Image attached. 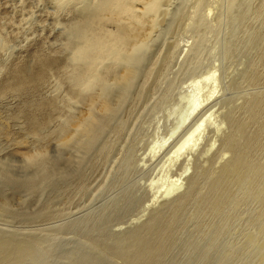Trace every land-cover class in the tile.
<instances>
[{"label":"rangeland","instance_id":"1","mask_svg":"<svg viewBox=\"0 0 264 264\" xmlns=\"http://www.w3.org/2000/svg\"><path fill=\"white\" fill-rule=\"evenodd\" d=\"M227 3L228 0H210L208 8L211 7L212 11L209 9L207 16L209 30L204 34L205 37L203 35V49L197 61H194L190 55V48L193 46L194 39L189 29L172 31L173 34L172 32L169 33L163 39V43H159L153 49L150 59L145 65L146 68L144 66L145 70H142L141 77L135 85L136 90L133 89L129 94L130 96L123 104L116 120L107 126L103 137L86 157L85 153L83 154L76 149L58 150L53 147L54 144L68 139L67 137L70 136L75 122L86 116L90 108L88 100L81 101L73 95L71 86L66 79L68 69L65 62L69 56L68 50L70 54V49L66 48L64 51L65 33L69 32V26L77 21L78 13L70 10V8L60 7L57 0H0V164L8 165L7 167L12 170L13 177L21 181L30 176V172L23 167L24 162L32 156L43 155L48 157L56 165V170L61 171L65 179L68 180L62 186L59 182L61 176H59L60 178L57 177L56 183L57 181L58 183L53 190L44 193L39 198L40 200L29 201L25 204L21 203L20 199L25 197V190L13 191L9 186H3L2 189L4 190L0 192V201L2 200L0 205L7 198L8 206H6L13 213V215L9 213L0 215L1 230L34 234L45 238L48 242V244L46 243L48 255L46 251L43 252L45 258L43 257L40 264H73L71 262L74 259L73 254L81 246L82 249L84 247L83 250L87 249L97 257L101 255L100 259L105 263L123 264L119 258L104 253L101 244L113 239L115 235L124 234L127 230L143 224L150 213L162 207L163 203H168V200L171 201L184 192L186 183L182 184V182H185V179L192 175L196 163L205 165L210 159H215L218 156L219 140L222 135L227 133L226 125H222V123L224 124L222 113L230 106L236 104L241 106L244 100L264 91V81L251 84L246 83L241 78L246 66L256 60V49L251 48L255 50L253 51L250 48L242 49L239 46L240 48L235 49L231 54H227L226 45L230 32L226 12ZM191 7L192 4H188L186 12H191ZM182 23L187 25L189 21L182 20ZM215 23L216 25H214ZM254 26H256L254 21L249 22L244 29L247 30ZM169 36L172 41L169 40ZM164 42L167 45H164L166 44ZM170 44L175 45L178 53L164 70L162 78L156 80V77L154 78L151 74L153 65L160 63L159 61L164 55L161 53H165V49ZM196 62L198 63L197 66ZM25 72L33 78H36L39 73H45L44 80L30 92L21 95L6 90L8 85L18 82L16 75L22 77ZM211 74L212 76L207 79L201 78ZM262 74L264 75V69H262ZM199 78L202 79L200 84L194 86L193 80ZM144 84L150 88L151 92L148 89L145 98L140 99L138 98V90ZM169 84H171L170 88H168ZM55 95L57 98L58 95L60 96L58 98L60 107L64 104L62 101L67 100L69 102L71 106L68 107L70 111L68 113L71 116L70 121L67 117L65 118L64 111L58 108L45 107L44 112L48 114L49 118H52V121L42 129L41 133H32L27 122V113L34 114L37 119H40L39 117L42 115L36 113L37 108L34 105L45 103ZM197 99L200 101L199 106H196L199 103ZM206 99L209 104L206 102L208 105L204 106ZM28 101L31 102L29 107L26 106ZM207 108L210 110L208 111ZM206 114L212 116L205 117ZM202 118L205 119V122L200 127V131H196L191 140L178 150L179 143L181 145L182 140H185L188 135L187 130L190 133V128H193ZM118 123L124 124L119 133L115 131ZM215 123L218 124L219 130H215ZM221 125L222 129L220 128ZM63 127L62 132L60 128L63 129ZM58 130L60 131L57 132ZM54 132L56 135L53 136L51 142H48L45 139L46 136H50ZM198 138L199 140H197ZM107 144L110 145V151L104 155L101 150ZM73 155L81 156L79 158L83 156L85 159L84 165L79 171L73 167L71 170L66 166L68 157ZM127 155L131 157L130 164L124 168L123 164ZM227 155L225 153L224 157ZM188 172L189 174H187ZM181 173L185 177L180 178L181 184L176 189L174 180H177L182 175ZM159 174L161 175L159 176ZM59 184L60 186H58ZM3 194L5 200L1 196ZM129 197L130 199L127 200ZM129 200L130 202L134 201L129 203ZM124 206L127 208L126 210ZM122 209L124 210L122 211ZM102 219H106L104 224L106 230L101 225L104 222ZM239 221L235 223V229L232 228L233 233L224 235V237L226 236L224 246L228 244L227 246L232 248L233 242L238 240L239 227L247 224L243 219ZM241 221L245 223L242 224ZM86 222L87 224H85ZM92 222H95L94 225ZM75 223L79 227L78 229ZM95 224L102 228L100 230L103 232L100 231V235L93 230ZM90 228L92 229L90 230ZM236 230L237 232H235ZM90 232L92 235L88 238ZM101 235L102 238L99 237ZM94 236L96 239L97 237L100 238L98 240H101V244L92 243ZM231 239H234L233 242L230 241Z\"/></svg>","mask_w":264,"mask_h":264},{"label":"bare ground","instance_id":"2","mask_svg":"<svg viewBox=\"0 0 264 264\" xmlns=\"http://www.w3.org/2000/svg\"><path fill=\"white\" fill-rule=\"evenodd\" d=\"M57 1L60 7L70 8V10L78 13L77 21L70 25V31L65 33V50H63L66 51V48L70 49V54L67 49L69 56L65 62L68 69L66 79L71 86L73 95L81 101L88 100L90 108L86 116L79 118L75 122L70 136L67 137L68 139L54 144L53 147L58 150L76 149L83 154L85 153L87 157L103 137L107 126L116 120L123 104L130 96L129 94H131L133 89L136 90L135 88L137 87L135 85H137L136 83L141 77L142 70H145L144 66L148 63L151 52L169 33L189 29L194 39L193 46L190 48V55L194 61H197L203 49V35L209 30L207 16L211 8H208L210 0ZM61 2L63 3L60 4ZM190 3L192 4V11L190 10L191 12L188 13L186 12V6ZM215 5L217 4L215 3ZM226 12L230 29L226 45L227 54H231L240 47L242 49H256V60L246 66L241 78L246 83L251 84L264 81V75L262 74V69H264V0H228ZM182 20H188L189 24L183 25ZM253 21L256 26L245 30L244 27ZM240 34L242 35L240 36ZM169 40H171V37ZM164 45H167V43ZM254 49L251 50L255 51ZM177 53L178 50H176L175 45L171 44L165 49V53H161L164 55L159 61L160 63L154 64L151 72L154 78L156 77V80L162 78L164 70ZM195 64L197 66L198 63L196 62ZM44 76L45 73H39L36 78H33L27 72L22 77L16 75L18 82L8 85L6 90L20 95L28 93L44 80ZM211 76L212 74L201 78L207 79ZM201 80L199 78L191 82L195 86L200 84ZM168 86L170 88L171 84ZM148 89L151 92L148 86L142 85L138 90V98L142 99L147 95ZM58 98L55 95L45 103L34 105L37 108L36 113H41L42 115V117H39L40 119H37L34 114L27 113V122L32 133H41L42 129L51 123L52 118H49L48 114L44 112L45 107L58 108L64 111L65 118L67 117L70 121L71 116L68 112H70L69 108L71 106L69 102L62 99L64 104L62 103L63 106L60 107ZM200 98L201 96L199 100ZM207 99L204 102L205 104H203L204 106L207 103L209 104ZM30 103L28 101L26 106H31ZM199 105L200 101L196 106ZM207 110L209 111L210 108H207ZM208 111L205 110L207 113ZM220 111L222 112L223 110ZM210 114L213 113L210 112ZM222 115L224 122L222 125H226L227 133L222 135L219 140L218 156L215 159H210L205 165L201 163L195 164L192 175L185 179V182H182V184L186 183V186L181 195L171 201L168 200V203H163L162 207L150 213L148 219L140 226L133 229L130 228L131 230H127L124 234L115 235L113 239L107 240L104 244H101V240H98L102 238V235L99 236L100 238L96 236L97 239L94 236L92 243L96 245L100 243L104 253L119 258L123 264H264V91L258 92L244 100L241 106L236 104L228 107ZM204 122L205 119H199L194 127L191 126L193 128H190V133L187 130L188 135L186 138L184 137L185 140H182L181 145L178 142V150L191 140L194 133L202 127ZM222 125L221 129L223 128ZM217 126L218 124L216 125L215 123V130L218 129ZM123 127V123H118L115 131L119 133ZM60 130H64V127L63 129L60 128ZM218 134L220 135V133ZM55 135L56 132L51 133L45 139L51 142ZM181 136L183 135L181 134ZM101 151L104 155H107L110 151V145H105ZM225 153L228 154L227 157H224ZM77 156H69L66 166L70 169L73 167L79 171L84 165L85 159L83 156L82 158ZM125 158L124 168L130 164L131 157L127 155ZM24 163L23 167L30 172V176L21 181L13 177L11 174L12 170L7 167L8 165L0 164V192L4 190L2 189L3 186H9L13 191L25 190L26 195L24 198H20L21 203L34 202L44 193L53 190L57 186L58 181L56 183V178L59 176H61V181L59 182L62 186L68 181L61 171L56 170V165L46 156L35 155ZM162 169L164 170V168ZM184 177L182 174L177 180H174L175 182L173 181L176 189L181 184L179 182L180 178ZM1 196L4 199V194ZM160 198L162 199V197ZM132 199L134 198L132 197ZM6 200L8 199L6 198ZM6 200V204L3 201L4 203L0 205V215L6 213L13 215L7 207L8 201ZM128 202L132 203L130 200ZM0 203H2V200ZM126 207L125 210L127 209ZM96 217L99 218L98 216ZM242 219L247 224L243 225V227L239 225L238 240H235V242H233L234 239L230 240L233 242L232 248L228 247V244L226 245L227 247L224 246L226 244H224L226 237L224 235L231 233L232 228L236 226L235 223ZM105 220L102 224L97 222L104 226ZM244 221L243 223L241 221V223L244 224ZM94 223L92 222L93 225ZM76 228L78 229L79 227L77 226ZM104 228L106 230L105 226ZM100 229L102 228H99L96 224L93 227V230L98 235L103 232ZM9 231L7 232L0 228V264H40L44 257L43 252L46 251L48 255V245H46L48 242H46L45 238L34 234ZM90 235H92V232L87 237L90 238ZM228 243L230 242L228 241ZM83 249L82 246L81 248L78 247V250L75 249L74 259H72L74 261L71 260L73 264H108L100 259V254H97L100 255L98 258L95 254L87 251V249Z\"/></svg>","mask_w":264,"mask_h":264}]
</instances>
